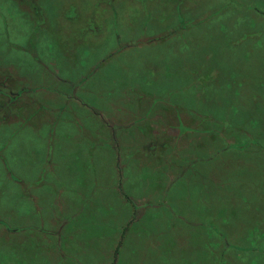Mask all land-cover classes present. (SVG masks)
I'll return each mask as SVG.
<instances>
[{
	"label": "rangeland",
	"instance_id": "374dc122",
	"mask_svg": "<svg viewBox=\"0 0 264 264\" xmlns=\"http://www.w3.org/2000/svg\"><path fill=\"white\" fill-rule=\"evenodd\" d=\"M127 105L141 109L135 125L117 118ZM160 108L178 133L158 134L147 116ZM76 109L90 132L71 134ZM0 122L17 169L31 146L46 149L42 187L10 175L6 205L0 185V247L15 264H264V0H0ZM108 131L118 139L105 143ZM124 132L136 140L118 160ZM88 136L100 138L92 155L70 156L72 139ZM154 138L174 150L175 174L141 154ZM136 163L138 186L154 191L134 201L118 188L131 215L110 211L89 228L75 212ZM22 185L39 202L21 199ZM59 196L77 210L54 208Z\"/></svg>",
	"mask_w": 264,
	"mask_h": 264
},
{
	"label": "crops",
	"instance_id": "0c3cea01",
	"mask_svg": "<svg viewBox=\"0 0 264 264\" xmlns=\"http://www.w3.org/2000/svg\"><path fill=\"white\" fill-rule=\"evenodd\" d=\"M6 102L8 104H10L12 102V100L7 97ZM86 106L89 107L88 105H86ZM126 107L128 108L127 113H125L124 110L119 111L117 109V111H118L117 118L120 121L125 122V124L133 123L135 125L136 120H139V117L141 114V112H140L141 109L139 108V106H136V105H127ZM6 108H7V110H11L8 107H6ZM90 108L93 109V107H90ZM95 108H96V106H95ZM72 109H71V111H72ZM96 110L99 112L98 113L99 115H97V116H99L101 121L104 122L108 127L107 119H104L102 117V111L104 112V110H102V108H100V107H99V109L96 108ZM157 111H160V112H157ZM157 111H156L157 114H149V115L147 114L148 115L147 117L153 123H154L155 119L159 121L156 124L154 123L155 126L160 124L161 131L159 130L158 134L162 132L164 135H170L171 136V134L174 135V134L178 133L177 130L174 129L176 126V124H174V121L168 120V118H169L168 110L166 108H160V109H157ZM77 113H78V110L76 109L75 110V116H77V119H75L74 121H72L69 124L70 129L72 128L70 131L71 134L74 133V131H75L74 127H76V125L80 124L82 126V125H84V123H86V126H88V130L90 132L92 130L91 128L93 127L91 122L87 119H85L84 121H81V116L78 117V115H76ZM81 115H83V114H81ZM109 118L114 120L115 116L113 115V116H110ZM82 120H83V118H82ZM95 123L96 122H94V125H95ZM197 124H199V121H195L191 125L196 126ZM134 125H132V126H134ZM4 126H5V124L3 122H0V128H2ZM96 126H98V124H96ZM4 133H5V130L0 131V135H3V136H0L3 138V139L0 138V139H2L0 141V143H1V145H3L4 151H5V154H3V156L0 155L3 157L0 159V173H2V175L4 176L3 180H1V178H0V185L3 186L4 183L6 185L4 188V194L6 191V198L5 199H6V205H7L8 204L7 198H10V195H9V191H8V187H7V185L9 183H7L6 180L7 179L10 180L9 179L10 175H12V176L13 175H19L21 177L22 176H24V177L25 176H31L32 177L31 180H29V178H27L24 181L25 182L27 181L30 183L35 181L34 185H32V186H35L38 189H39V187H42L43 181L39 182L40 180L37 177V172L39 175L40 167H42L44 153L46 152V149L43 151V150H40L38 147L36 148L34 146L33 147L31 146L30 152H29V150H26L25 152H23V150H22L23 155L21 157V167H19L17 169L18 164L16 162V159L19 157L17 154L21 153V152H19L17 149H16V152L15 151L14 152L8 151L12 148L11 145H10L11 148H9L8 150L6 148L7 151L5 150L6 143L9 142V144L12 143V145H13L14 142L10 138V135H12V133H10V135L4 134ZM105 134H106L105 136H104V134L100 135V137H102V139L105 140V143H111L110 139H112V140L118 139V137H116L115 134H109V131ZM92 137L93 136H91V137L88 136L85 138L72 139V141H71L72 144L70 146V151H69L70 156H74V158L76 160L78 158L79 159L80 158L81 159H87V156H91L92 152H93V147L91 146L92 141L93 140L98 141L100 139L97 137H95V139H93ZM120 138H121L122 143L124 144V147L117 146L118 153L115 152V159L117 158L118 160L120 159L119 153H121V151H122V153H128L127 151L130 152L133 150L131 148L126 149V145H127V147H131L132 145H134L133 142H135L136 136H135L134 132L131 136L126 135L124 132L122 134V137H120ZM32 141H35V139H32ZM42 142H43V140H42ZM166 145H167V143H165V142L163 143V142L159 141L158 139L154 138V139H152L151 142H147V144L144 147H142L141 154L146 153L148 155V157H151L152 160H156L158 165L160 163V167L165 166L164 171L173 175V174H175L174 170L172 167L169 166L171 160L170 161H169V159L167 160L166 156L170 155L171 152H174V150L170 149L169 152H166V153L163 152V150H166ZM173 145H175V143ZM82 150H85V151L82 152ZM112 150L116 151V149H114V146L112 147ZM94 151H98V148H96ZM100 151L104 152L102 150H100ZM139 152H140V150H138V155L140 154ZM131 153H132V156H135V153H137V151L135 150ZM67 154H68V152H67ZM101 154L102 153H98L99 156H101ZM129 161H132V159L127 157V160L125 162L122 161V166L126 165ZM166 162H168V164H166ZM154 168L160 169L158 166H154ZM54 169L49 168L47 174H49L51 176L52 175L57 176L56 175L57 171H55ZM117 170H118L117 178H115V177L111 178V181H112L111 186H109L110 179L108 178V176H109L108 172L103 173V174H105V178H108V180H106V182H105V188L104 189L101 188L100 192L94 193V199H90L89 202H86L84 200L83 205L81 207V210L79 212H75L76 213L75 215H77L78 213L81 214V212L84 208V213H85V215H84L85 222L84 223H86V225L89 228H93V225L89 224V223H92V218H94V221L96 223H100L101 221L99 218L100 217L101 218L109 217L108 215H109L110 211L114 215L122 212L124 214L125 219L126 218L128 219V217L131 215L130 208H127L125 206L126 200L123 199L122 197H120V194L118 192V188L119 189L121 188V190L124 193H126L127 198H131L134 201L135 200L141 201L140 200L141 191H154V189L151 187L146 186V188H141L140 186H138L137 183H139V182L137 179V174H138L137 163L132 164L131 168H129V169L124 168V170H122L120 167H117ZM160 170H162V169H160ZM75 171L77 172V170H75ZM60 173H61V171H59V176H60ZM45 175H46V172H45ZM134 179L136 180V182L134 181ZM84 181L86 182L87 179ZM50 182H52V181H50ZM58 186L59 185L57 183L54 184V188H56ZM101 186H103V185H101ZM189 187H191V185H189ZM22 188H23V191H22L21 199L23 198V194H24V196H26L27 199H30L31 201H34V202H36V201L39 202V199H40L39 193L35 194L33 189L31 190V193H30V188L28 186L23 187V185H22ZM55 190L57 191L59 189H55ZM162 194H163V191H162ZM157 196H155L153 200L159 201L160 203H162V201H165L166 203L170 202L168 199H167V201L164 200L162 195H160L158 197ZM58 203H60V205H58ZM68 203L71 204V214H73L74 210H77V207H76L77 202H76L75 198H70V200L67 201L65 198L61 199L59 196L58 200L54 199L53 206L58 211H61L65 207L66 204L68 205ZM2 206L5 207L4 204ZM69 209H70V205H69ZM0 211H2L1 215H0V218H1L4 216L5 213H4V210H2V209H0ZM69 214H70V212H69ZM3 219L4 220L7 219V216L6 217L4 216ZM1 221H2V219H0V222ZM78 222L79 221L76 220L72 223V226H71L72 231L79 229V226L77 225ZM81 222H83V221H81ZM107 237L108 236H104V238H103L104 241L102 240V242H105ZM116 238H117L116 236L113 237L114 242H112V244L108 247V249H106V245H103V248L105 249L104 253L107 254L109 252V248H111L112 251L115 249ZM12 254H13V251L11 249H8L7 247H5V248L0 247V264H15V258H14L15 255H12ZM19 258L20 257H17V259H19ZM19 264H23L20 262V259H19Z\"/></svg>",
	"mask_w": 264,
	"mask_h": 264
},
{
	"label": "flooded vegetation",
	"instance_id": "af4514ba",
	"mask_svg": "<svg viewBox=\"0 0 264 264\" xmlns=\"http://www.w3.org/2000/svg\"><path fill=\"white\" fill-rule=\"evenodd\" d=\"M36 1H38V0H36ZM39 3V2H38ZM40 4V3H39ZM40 6V5H39Z\"/></svg>",
	"mask_w": 264,
	"mask_h": 264
}]
</instances>
